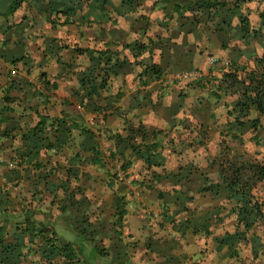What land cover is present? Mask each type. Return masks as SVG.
Here are the masks:
<instances>
[{"label":"crops","instance_id":"1","mask_svg":"<svg viewBox=\"0 0 264 264\" xmlns=\"http://www.w3.org/2000/svg\"><path fill=\"white\" fill-rule=\"evenodd\" d=\"M22 1L0 0V264H68L49 253L53 231L57 245H74L75 264H86L63 236L71 230L84 241L82 228L95 230L98 242L104 234L109 255L92 245L114 262L264 264L261 235L253 233L238 258L217 243L233 233L223 213L234 203L225 186L204 189L222 182L225 141L233 156L259 158L249 132L231 140L236 98L219 100L208 73L212 57L221 77L232 63L264 56L260 16L251 20L247 5L225 12L235 14L233 31L221 32V12L204 3L224 0ZM239 16L256 36L240 30ZM192 71L206 76L180 78ZM71 181L90 201L76 216L60 186ZM116 197L124 198L122 223Z\"/></svg>","mask_w":264,"mask_h":264},{"label":"trees","instance_id":"2","mask_svg":"<svg viewBox=\"0 0 264 264\" xmlns=\"http://www.w3.org/2000/svg\"><path fill=\"white\" fill-rule=\"evenodd\" d=\"M253 1L254 0H224L223 3H219L218 5H216L217 2L207 1L204 3V7L207 6V10L213 9L216 12H221V22L217 25L221 32H224L225 29L230 30V28L233 31L232 25L235 14L231 13V18L227 19L228 17L224 13L229 11L234 12L236 10L241 11L243 6ZM257 1L259 2L264 0ZM22 4L23 1L19 0L17 6ZM200 6L201 5L198 7ZM209 15H211L210 11ZM217 16H220V13ZM259 16L264 23V11H262ZM238 18L242 24L240 30L246 35L253 34L254 32L256 36L257 33H255V31H251L252 28L249 22V17L239 16ZM260 32L261 31H259V33ZM252 61V64L247 63L244 65L232 63L229 65V68L224 71L221 77L214 78V81H217L218 83V91H220V93H216V96L219 100L223 98V95L236 98V106L233 110L235 115V130H230L235 133L233 134L231 140L233 139L240 143L242 136L249 132L248 134H252L253 136L251 140L261 147V143L264 139H262L257 133L260 130H262L261 132L264 131V56H258ZM154 72L155 76L159 77L160 71H156L154 69ZM105 82L106 80L103 81L100 86L103 87ZM222 93L224 94L222 95ZM37 128L39 129L38 131H40L42 127L38 125ZM236 131H239L240 135H238ZM225 145L226 149L224 157L220 161V176L222 178V182L216 184L206 183L204 185V189H211L215 187L219 190L220 187L225 186L229 190L227 200L234 203V206L229 209L227 214L223 213V216H236V229L233 233H228L225 239L217 240V243L228 248L231 258H238L240 256V252L238 251L239 247L242 244L249 243V240L257 239V235H253V233L256 229L261 227L260 224L264 225V195H262L264 194V158L260 160L259 158L248 157L247 155L240 153H238L235 157L232 155L234 146L229 144L227 141H225ZM122 170V167H120L119 171L115 173L114 178L116 180H120L121 176H119V174ZM72 183H74V181L62 183L60 186L64 187L65 190L69 191V193L71 192V196L68 200H66L67 204L65 202L64 207L71 209L76 216L79 212H81V209H83L82 207L84 206V203L90 204V201L85 198L83 188L79 186V183L77 182L75 187L72 186ZM259 185L261 187L260 190V187H258ZM77 196H80L81 199H78ZM123 199L124 198L116 197L117 216L118 221L121 223L126 216V210L124 209L125 204L122 202ZM78 206L81 207L78 208ZM220 214L221 212L215 214L214 216L218 217ZM214 216L212 214L210 220H216L217 218L215 219ZM91 220L92 219H89L88 217L85 218L87 223H92ZM97 221L98 220H96V222ZM186 224L187 227H190L193 223L189 220ZM186 224H184V226ZM178 226L184 227L180 224ZM205 229L207 232H210L207 228ZM24 231L29 232L30 234L33 232L32 229H25ZM100 231L105 232L103 228ZM197 231L199 232V230ZM40 233L42 234L44 231H41ZM81 233L84 235L83 240L90 244L94 243L96 245L95 248L102 256L109 255L110 248L105 246V240L107 238L104 237V234L102 236V240L99 241L101 243H99L97 237H95V230L90 231L88 228H82ZM53 236L54 237L49 240L51 241V244L49 243V253H59L67 260V262H69L68 264H75L78 260V253L74 245L68 243L64 246H59L57 245L59 240H57L58 236L55 231H53ZM183 236H185V232L179 235V239ZM116 241H122H118L117 238H115V246L118 250H122L121 252H124V247L121 246L122 243L116 244ZM13 246L14 245L7 246V249L5 248L4 251H9V253L13 255L15 251ZM18 246L22 245L18 244ZM258 246H260V244ZM254 253L257 254L258 252L255 250ZM21 255L22 253H17L16 260L18 258L20 259V257H22ZM18 261L19 260L15 263L19 264ZM78 262L81 263L79 260ZM111 262L114 264H126V261L124 260ZM243 262V260H239V264H243Z\"/></svg>","mask_w":264,"mask_h":264},{"label":"rangeland","instance_id":"3","mask_svg":"<svg viewBox=\"0 0 264 264\" xmlns=\"http://www.w3.org/2000/svg\"><path fill=\"white\" fill-rule=\"evenodd\" d=\"M245 8L246 10L249 11L250 16H253V18L251 17L250 19L255 22L256 19H258L259 14L262 11H264V1L258 2L257 0H254L253 2L247 4ZM254 147H250L251 148L250 151L254 154L253 157H257L258 155L259 159L262 160V156H264V148L259 147L255 149ZM254 151H257L256 154L254 153ZM76 185L77 184L75 182L72 183L73 187H75ZM258 187H260V185ZM260 189L261 187L259 188V190ZM139 194H141L139 191L137 192L135 191L136 197L140 198ZM236 219H237L236 216H230L228 220L225 222L226 225H225L224 230H228L229 232H234L236 229ZM254 233L264 237V227L257 229V231H254ZM63 236L67 241L73 242L76 245V247H80L83 250V254L87 260L86 264H100V262L101 264H114L108 258L98 255L92 244L82 241V239L78 235L73 233L71 230H66ZM245 255H246V252L242 251L241 257L244 258Z\"/></svg>","mask_w":264,"mask_h":264},{"label":"built area","instance_id":"4","mask_svg":"<svg viewBox=\"0 0 264 264\" xmlns=\"http://www.w3.org/2000/svg\"><path fill=\"white\" fill-rule=\"evenodd\" d=\"M210 65H211V71L208 73V76L212 79L214 78H219L220 77V73L217 70V66H218V59L217 58H210L209 61ZM204 76H206L203 72H199V71H192V72H188L183 74L180 78L184 79V80H197V79H202L204 78ZM13 166V165H11Z\"/></svg>","mask_w":264,"mask_h":264}]
</instances>
